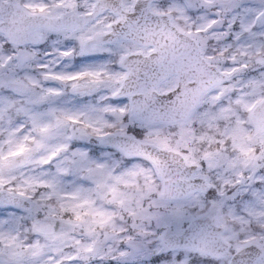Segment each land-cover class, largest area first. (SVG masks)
Masks as SVG:
<instances>
[{"label": "snow or ice", "instance_id": "6c2138e0", "mask_svg": "<svg viewBox=\"0 0 264 264\" xmlns=\"http://www.w3.org/2000/svg\"><path fill=\"white\" fill-rule=\"evenodd\" d=\"M70 41L80 56L118 54L122 70L107 61L66 71ZM67 87L110 89L128 104L58 106ZM93 136L130 166L73 147ZM227 232L237 240L227 253L208 246ZM225 255L264 264V0H0V264H221Z\"/></svg>", "mask_w": 264, "mask_h": 264}, {"label": "rangeland", "instance_id": "374dc122", "mask_svg": "<svg viewBox=\"0 0 264 264\" xmlns=\"http://www.w3.org/2000/svg\"><path fill=\"white\" fill-rule=\"evenodd\" d=\"M176 23L179 24L181 27H184L185 26V21H183L182 19L181 20H176ZM69 43L73 44L75 47H76V54L74 56V59L73 61H71L72 63V67L66 69V71H74L76 69H79L80 67L82 66H85V65H89V64H100V63H103V62H107V61H111V63H109L108 67L110 68L111 67V64L113 62V57H117L119 58V55L118 54H110L109 52H103V53H108L109 55L106 57V58H99L97 57L95 54L96 53H86L84 56H80L79 54V44L78 42L76 41H70ZM106 47H108L106 45ZM47 48V46H42V52ZM97 53H101V52H97ZM42 59H46V57H41ZM67 62V61H66ZM63 68V64H61L57 70H60ZM33 74L34 75H38V73L36 72L35 69L32 70ZM42 83L45 84V86H57V87H60V85L58 84H55V82H44L42 81ZM98 92H101L98 91ZM96 92V93H98ZM96 93H93V94H87L85 93L84 95H79V94H73L72 91H71V88L70 87H67V88H64V95H62L61 97H59L56 101V104L58 106H62V107H68V108H81V107H86V106H96V107H103V103H102V100L101 97H95V100L93 99H90L92 97L95 96ZM48 107V105H42V106H39V109L40 111H44L46 108ZM26 122H25V121ZM17 122L20 123V122H25L26 123V126L25 128L23 129L24 132H27L28 131V128L30 127V121H27V118L26 117H19L17 119ZM125 123H127V120H125ZM197 129L199 130V125H197ZM70 131V130H69ZM177 130L176 129H164V134L165 135H169L170 133H175ZM197 135H199V131H197ZM173 139H175L176 137L175 136H172ZM89 142V141H88ZM88 142H83V143H88ZM97 145H94V143L91 145V147H87L89 149L92 150V153L94 156L98 157L99 159H108L109 161L111 160H116L113 158V156H104L102 155V153H110L108 151H103V149L105 148H110V147H107V146H102V145H98L97 142H95ZM192 147L196 148V149H200L201 148V145L200 144H193ZM204 147H207V145L205 144ZM112 149V148H111ZM24 173H28L29 169L28 168H25L22 170ZM72 179H76L75 177H73ZM147 206V205H146ZM230 227H231V222H230ZM224 236L227 237L226 239H223L225 240L228 244L231 243V245L233 247H235L237 245V240L235 238H232V234L231 232H227V233H224ZM227 260L228 258L227 257H224L222 260H221V264H227Z\"/></svg>", "mask_w": 264, "mask_h": 264}, {"label": "clouds", "instance_id": "9594fccd", "mask_svg": "<svg viewBox=\"0 0 264 264\" xmlns=\"http://www.w3.org/2000/svg\"><path fill=\"white\" fill-rule=\"evenodd\" d=\"M95 55L97 57L103 59V58H106L109 54L102 52V53H96ZM118 61H119V58L113 57V62L111 64V67L109 68L112 72H118V71H121L122 70L121 67H120V65H119V62ZM257 71H261V70H257ZM234 83H238V78H237V81H234ZM171 87H173V85L171 83H162L161 84V89L164 90V91H167ZM100 96L106 97V99H103L102 100L103 105H105V104H111V105H115V106H123V105L128 104V98H127V96H125V95L113 96L112 95V91L110 89H102L101 92L96 93L95 96L92 97V98H90V99L95 100V97H100ZM171 98H172L171 95L160 97V99L162 101L169 100ZM208 106H210V105H208ZM107 118L109 120H112V117L110 115ZM107 130L108 131H115V129H107ZM134 131H139V130L138 129H132L131 127L129 128V132L130 133H132ZM69 133H71V130L69 131ZM95 140H96V138L93 136L91 138V140L87 144H83V142H81V141H73V147H75L77 144H80L81 146H85V147H89L90 148L91 145L95 142ZM103 151H108V152L112 153V156H113L114 159L120 160L121 163L124 164V165H128V162L126 160H124L120 156L119 153L115 152L114 149L105 148V149H103ZM147 151L153 153L154 155H159L160 157H166L167 156V153L157 152L156 149H154L151 146H148ZM132 162L133 163H140L146 169H150L152 167V165H151V163L149 161L144 160L142 158H137L136 160H134ZM128 166H130V165H128ZM124 220H125V225L128 226V227H130V223L131 222L128 220V217L127 216L124 217Z\"/></svg>", "mask_w": 264, "mask_h": 264}, {"label": "water", "instance_id": "95a60500", "mask_svg": "<svg viewBox=\"0 0 264 264\" xmlns=\"http://www.w3.org/2000/svg\"><path fill=\"white\" fill-rule=\"evenodd\" d=\"M130 59L132 60H141L143 61L144 60V57L143 56H131ZM140 81L143 82V71H141L140 73ZM137 87V81L135 78L131 79L129 82H128V87L125 89V91H131V90H135V88ZM161 159H168L169 160V163L170 165H172L173 168H176L179 166V164H172V157L170 154H167L166 157H161ZM222 231V229H221ZM208 246L216 251H219L221 253H226L227 252V245L225 243H223L219 236H212V237H209L208 238ZM230 264V262H229Z\"/></svg>", "mask_w": 264, "mask_h": 264}]
</instances>
